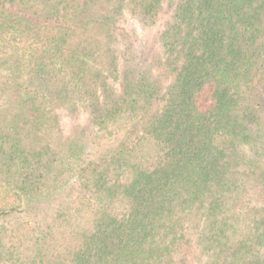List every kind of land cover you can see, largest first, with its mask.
Wrapping results in <instances>:
<instances>
[{
    "label": "trees",
    "instance_id": "1",
    "mask_svg": "<svg viewBox=\"0 0 264 264\" xmlns=\"http://www.w3.org/2000/svg\"><path fill=\"white\" fill-rule=\"evenodd\" d=\"M0 264H264V0H0Z\"/></svg>",
    "mask_w": 264,
    "mask_h": 264
},
{
    "label": "rangeland",
    "instance_id": "2",
    "mask_svg": "<svg viewBox=\"0 0 264 264\" xmlns=\"http://www.w3.org/2000/svg\"><path fill=\"white\" fill-rule=\"evenodd\" d=\"M128 32H135V43L136 46H139V48L145 49L148 47L147 42H151V40L155 36V30L150 31L149 29H145L141 24H139L136 20L127 18L124 23L122 24ZM126 30V31H127ZM87 116H82L79 121L71 120L69 118H63L62 120V128L63 132L66 134H69V132L72 130L73 127L77 126L78 124H86L87 123Z\"/></svg>",
    "mask_w": 264,
    "mask_h": 264
}]
</instances>
